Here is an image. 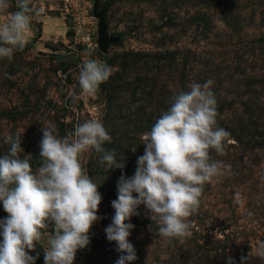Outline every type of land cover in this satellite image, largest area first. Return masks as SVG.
Segmentation results:
<instances>
[{"label":"rangeland","instance_id":"1","mask_svg":"<svg viewBox=\"0 0 264 264\" xmlns=\"http://www.w3.org/2000/svg\"><path fill=\"white\" fill-rule=\"evenodd\" d=\"M64 1L31 0L40 15L32 20L26 46L11 61L0 59V154L7 151L4 137L19 135L35 170L42 123H52L63 137L87 119L102 121L112 137L104 147L124 154V169L105 170L94 151L81 157L102 196L90 239L103 243L78 250L73 264H116L120 253L105 228L115 215L111 202L119 178L134 175L144 154L142 135L168 108L169 97L209 79L217 125L230 133L226 153L211 155L227 167L204 185L200 207L189 217L191 236L182 242L156 240L140 206V215L130 220L135 227L128 239L138 257L132 264H227L229 256L241 264V256L264 243V0H78L75 16ZM15 10L10 0L0 23ZM83 16L90 19L94 50L84 45L86 28L77 25ZM99 16L109 41L104 50ZM88 58L112 69L93 97L82 95L78 83ZM7 215L0 202V219ZM46 246L42 240L29 253L39 254L36 264H44ZM247 264L264 260L253 252Z\"/></svg>","mask_w":264,"mask_h":264},{"label":"clouds","instance_id":"2","mask_svg":"<svg viewBox=\"0 0 264 264\" xmlns=\"http://www.w3.org/2000/svg\"><path fill=\"white\" fill-rule=\"evenodd\" d=\"M30 4L31 0H15L17 10L0 23V59L11 61L26 46L32 20L40 15ZM9 7L10 0H0V12ZM111 75L105 62L85 59L78 76L81 94L95 96ZM213 84L211 79L193 82L188 91L173 93L168 108L142 135L144 154L137 158L132 177L119 178L117 199L111 202L115 215L105 228L107 240L115 242L120 253L116 264L138 259L128 238L135 227L130 220L140 215L141 205L152 221L149 231L156 240L173 244L191 236L189 217L200 207L204 185L227 167L211 155L223 156L230 143V133L217 125ZM41 125L40 164L35 170L19 135L8 134L3 140L7 151L0 154V202L8 215L0 219V264H36L39 254L29 253L42 240L47 245L44 264H73L77 251L90 243L102 200L99 185L86 173L81 157L94 151L105 170L125 167L123 153L104 147L112 137L99 119L84 120L63 137L52 123ZM253 252L264 260V243L241 256V264H247ZM227 264H235L231 256Z\"/></svg>","mask_w":264,"mask_h":264},{"label":"built area","instance_id":"3","mask_svg":"<svg viewBox=\"0 0 264 264\" xmlns=\"http://www.w3.org/2000/svg\"><path fill=\"white\" fill-rule=\"evenodd\" d=\"M69 1H72L71 3H68ZM64 2H66V8L69 9L70 7V12L72 14V16H75V15H78L77 13V9L75 8L76 4L78 6V0H65ZM69 5V7L67 6ZM80 14V12H79ZM86 17H78L76 20H77V25H78V28H86V29H83L82 32H85V37L83 38V41L85 42L84 45L88 48H90L89 46H91L90 50H94L95 47H97L96 43L94 41V38L92 37L94 35V32H93V29H92V26H90V19H84ZM86 23L88 25H86Z\"/></svg>","mask_w":264,"mask_h":264},{"label":"water","instance_id":"4","mask_svg":"<svg viewBox=\"0 0 264 264\" xmlns=\"http://www.w3.org/2000/svg\"><path fill=\"white\" fill-rule=\"evenodd\" d=\"M100 22V30H99V47L100 49L104 50L106 48V45L109 43L107 40V33H106V25L104 20L101 16L98 17ZM112 40V39H111ZM112 41H115L113 39ZM103 240L97 241L96 239H90V245L91 246H99L102 245Z\"/></svg>","mask_w":264,"mask_h":264},{"label":"trees","instance_id":"5","mask_svg":"<svg viewBox=\"0 0 264 264\" xmlns=\"http://www.w3.org/2000/svg\"><path fill=\"white\" fill-rule=\"evenodd\" d=\"M42 260L44 261V255L42 256Z\"/></svg>","mask_w":264,"mask_h":264}]
</instances>
